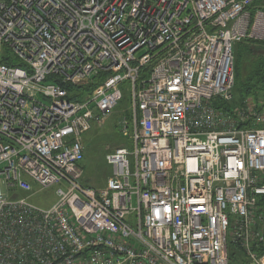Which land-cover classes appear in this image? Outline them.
Masks as SVG:
<instances>
[{
  "label": "built area",
  "instance_id": "obj_1",
  "mask_svg": "<svg viewBox=\"0 0 264 264\" xmlns=\"http://www.w3.org/2000/svg\"><path fill=\"white\" fill-rule=\"evenodd\" d=\"M257 1L0 0L18 61L0 53V264H233V245L264 264V95L217 106L235 46L264 41ZM96 81L82 99L65 86ZM126 92L127 143L96 188L85 134Z\"/></svg>",
  "mask_w": 264,
  "mask_h": 264
},
{
  "label": "rangeland",
  "instance_id": "obj_2",
  "mask_svg": "<svg viewBox=\"0 0 264 264\" xmlns=\"http://www.w3.org/2000/svg\"><path fill=\"white\" fill-rule=\"evenodd\" d=\"M254 51H257V54L264 53V50H259L258 48ZM0 53H11L8 47L5 45H0ZM254 53V52H252ZM256 54V53H254ZM263 55V54H262ZM254 62V55L247 54V58L245 61L244 71H250L252 64ZM243 64L240 59H238L236 67L239 74L237 89L235 90V99L233 102L228 105L231 107H236L240 105H236L237 100L241 97H244L246 94L245 86H244V76L241 79L240 69ZM248 73V72H247ZM239 104V103H238ZM131 106V96L129 92H126L123 100L120 102V105L116 109V111L112 114V116L107 119L102 125H95L92 130L85 134V146H86V154H85V177L89 180L91 184L96 186L97 188H101L105 186L106 179L108 176L112 174V168L107 163L106 154L127 143V139L123 138L119 132V128L117 126V121L121 114L129 113V108ZM36 188L38 186L36 185ZM58 186H53L50 188H38L39 192L37 195L32 197V200L38 204H42L44 206L52 205L57 197L56 190ZM8 195H12V191H6ZM231 231V226H230ZM236 250L234 247L230 249V252Z\"/></svg>",
  "mask_w": 264,
  "mask_h": 264
},
{
  "label": "trees",
  "instance_id": "obj_3",
  "mask_svg": "<svg viewBox=\"0 0 264 264\" xmlns=\"http://www.w3.org/2000/svg\"><path fill=\"white\" fill-rule=\"evenodd\" d=\"M254 6L258 7V8H263L264 9V0H258ZM259 50H264V41H260V40H254V39H249V40H245L241 43H238L235 46L234 52H235V74H236V83H235V90L237 89V84H238V78H239V74L237 71V61L238 59H240L242 61V68L240 69V75H241V79L245 78L244 80V88H245V92L246 94L244 95V97H241L237 100V103H241L246 97L248 96H260L261 94L264 95V53L262 54H257V51H254L256 49ZM256 54H254V53ZM252 54L254 55V62L252 64V67L250 68V71L248 70L247 72L244 71V67H245V61L247 58V54ZM3 64H6L8 66H15L18 65V61L16 58H14L13 56H10L9 53H6L3 56L2 59ZM54 77H49L47 79V81L53 80ZM98 83V81L96 82H92L90 85L86 86V87H76L73 85H65L67 87V89L70 91V98L71 99H82L83 95L87 92H90L94 86ZM79 88V89H77ZM74 93V95H73ZM218 107L220 108H224L226 110H229L233 107L227 105H222V104H217ZM235 107V106H234ZM86 143V142H85ZM85 182L91 186H94L93 184H91L89 182V180L85 177ZM103 185V184H102ZM101 185V187H102ZM96 187V186H94ZM97 188V187H96ZM259 205L261 206V210L264 212V196H262L259 200ZM233 247L236 249L234 251L231 252V259H232V263L233 264H248L247 260L244 257V253L242 252V250L238 247L233 245ZM258 252L263 253L264 252V246H262L261 248L257 249Z\"/></svg>",
  "mask_w": 264,
  "mask_h": 264
},
{
  "label": "crops",
  "instance_id": "obj_4",
  "mask_svg": "<svg viewBox=\"0 0 264 264\" xmlns=\"http://www.w3.org/2000/svg\"><path fill=\"white\" fill-rule=\"evenodd\" d=\"M86 138V137H85ZM86 140V139H85Z\"/></svg>",
  "mask_w": 264,
  "mask_h": 264
}]
</instances>
